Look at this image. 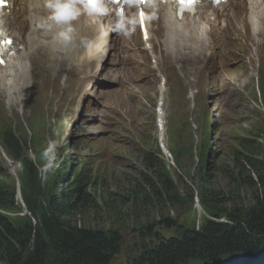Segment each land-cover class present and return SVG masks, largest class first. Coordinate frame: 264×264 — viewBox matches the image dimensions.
I'll list each match as a JSON object with an SVG mask.
<instances>
[{"label": "rangeland", "instance_id": "obj_1", "mask_svg": "<svg viewBox=\"0 0 264 264\" xmlns=\"http://www.w3.org/2000/svg\"><path fill=\"white\" fill-rule=\"evenodd\" d=\"M245 10L232 5L226 16L203 18L211 26L205 35L208 55L203 62L197 58L185 62V79L195 78L194 83L171 73L172 89L164 90L159 128L158 84L167 69V33L153 36L154 62L144 52L137 29H132L128 60L118 55L119 47L111 42L110 50L95 58L101 67L90 70L91 49L80 51L76 42L59 48L47 36L30 40L27 15L20 6L16 26L24 53L30 56L31 82L24 80L25 74L22 82L7 81L0 72V138L12 128L24 141L21 146L29 148L23 151L26 160L14 161L0 145V186L14 189L18 198L3 218L17 226L24 225L26 218L37 223L29 205L44 202L41 188L62 197L83 182L91 205L79 215L77 225L92 232L118 233L123 245L111 264H129L139 256L156 260L152 250L160 239L180 238L182 231L201 229L208 221L228 224L232 212L251 210L256 193L242 184L235 186L227 173H234L227 163V146L236 144L239 137L251 136L257 157L264 149V15L258 25ZM63 52L66 61H61ZM195 61L205 64L196 76L191 73ZM104 82L111 83L105 92L100 91ZM11 83L30 84V92L11 96ZM128 120L131 124L123 126ZM78 138L84 143L74 147ZM52 142L55 160L52 169L44 171L43 154ZM146 153L163 163L155 161L157 167H147ZM216 164L226 165L227 172L213 170ZM31 165L33 174L28 169ZM243 168V175L254 178L250 166ZM198 169L206 176H199ZM158 172L161 179L172 180L176 200L159 188L160 200H144L145 193L151 196L158 184ZM200 194L213 202L203 203ZM261 231L253 237L264 236ZM191 253H182L180 258H188L180 263L198 264L193 259L200 254ZM258 260L246 255L229 264H259Z\"/></svg>", "mask_w": 264, "mask_h": 264}, {"label": "trees", "instance_id": "obj_2", "mask_svg": "<svg viewBox=\"0 0 264 264\" xmlns=\"http://www.w3.org/2000/svg\"><path fill=\"white\" fill-rule=\"evenodd\" d=\"M235 142L236 144L227 146L230 154L227 163L233 167L234 173L227 172L226 165L222 167L223 170L221 164L211 168L226 171L229 181L235 186L240 187L242 184L246 191H254L256 193L253 198L254 207L247 212L241 210L232 212L228 224L208 221L201 229L182 231L180 238L160 239L159 246L152 250L156 260L139 256L134 261H128L129 264H177L180 260L188 258H180V255L189 252L193 253L191 256L200 254L197 258L193 257V262L199 261L198 264H229L235 258L246 257V255L258 258L261 263H264V236L253 237L261 233V230L264 231V161H262L264 149L257 157L252 145L254 141L248 135L239 137ZM23 143L24 141L14 135L12 128H9L0 138L1 147L3 146L14 161L26 160L23 151H27L29 147L21 146ZM223 154L224 157L228 155L226 151ZM143 159L145 164L149 162L150 166L147 165V167H157L153 166L155 161L156 164L163 163L153 153L143 154ZM223 162H221L222 165ZM245 165L250 166L249 170L253 171L254 178L242 174ZM28 169L33 174V166H28ZM202 171L199 176L204 175ZM158 175L159 182L155 185L157 188L152 187L151 196L145 193L144 200L148 198L160 200L162 192L159 189H163L171 199L176 200L172 180L167 177L161 179L160 176L163 175L159 172ZM79 185L81 186L77 185L72 188L73 190L65 192L62 197L54 196L52 190L47 189L48 187L41 188L44 202H38L33 206L28 203L30 214L37 223L26 218L28 220L20 226L3 218V212L13 207L16 200L18 201L15 190L9 188L7 190L0 186V263L111 264L115 256L120 254L123 245L121 236L115 232L111 233L110 230L92 232L84 226L77 225L79 215L87 205H91L90 196L87 193L88 187L83 189V182ZM234 191H228L229 195H235ZM208 199L213 202L212 198H204V195L200 194L199 200L203 203H206ZM236 242H240L241 246L232 245Z\"/></svg>", "mask_w": 264, "mask_h": 264}, {"label": "bare ground", "instance_id": "obj_3", "mask_svg": "<svg viewBox=\"0 0 264 264\" xmlns=\"http://www.w3.org/2000/svg\"><path fill=\"white\" fill-rule=\"evenodd\" d=\"M255 3H260V5H261L264 3V0H260V1L255 2ZM167 5H168V3H167ZM30 13L31 14H28L27 21L29 22L28 23L29 39L33 40V41H35V40L39 41V39H41L42 37L47 36V38L49 37L51 40H54L56 42V46L60 47L65 42H72V40L75 38L74 33L76 31H80L82 29L83 18H81V16H82V14H81L77 18V21H73V23H71L72 27H73V32L71 33V40L63 41L62 39H56L55 38V32L60 31V29L56 28L53 30H47V29L41 27L42 23L47 22L46 18L44 19L42 17L35 16L34 15L35 13L32 11V9H30ZM203 13L204 12L201 11V6H197L195 8V12L192 13L193 17L191 19H188L186 16H184V17H182L181 21H179V20L174 19L173 15H170V17H163L164 22L171 29H175L177 26H182L184 28L183 31L176 32L175 34H173V36L170 37L169 50H171L175 45H178L176 54L173 55L172 62H173V60L175 61V58L177 56V52L180 51L181 49L184 51H188L185 54V55H188V54L194 52L199 45L200 46H201V44L205 45V42L207 40H206V37L201 34L200 29L202 27L200 26V24L198 22V19L203 15ZM8 19L9 18H7V21H8ZM9 30H10V35L14 38V48H13L14 51L12 54H8L7 52H6V54H4V56H3L4 63L0 64V72L3 71L4 77L6 78L7 81H12L15 78L18 80H21L22 76H21L20 71H22L23 75L25 74L24 80H26L28 83H30L31 77L28 78V73L30 74V70H29L30 56L28 54L23 53L22 50L20 49L22 41H21L20 35L18 34L17 29H16L13 22H11ZM90 30L96 37H101V36H99V33H97L95 27H91ZM256 39L259 40L260 37H256ZM193 45H194V47H192ZM63 59H64V55H61V60H63ZM14 67H16L17 70L13 72L12 69ZM21 85H15L14 83H11L10 89L8 90L10 95L15 96L16 94H21L23 92L25 93V91H26V94L28 92H30V89H29L30 84L27 86H24V87L22 86L23 88L21 87ZM161 92L163 94L164 89H162ZM163 104H164V94L162 96V101L160 104V113L158 114V120H157L159 128H162L161 117L164 114ZM131 122H132L131 120H128V121L123 123V126L129 125V124H131Z\"/></svg>", "mask_w": 264, "mask_h": 264}, {"label": "clouds", "instance_id": "obj_4", "mask_svg": "<svg viewBox=\"0 0 264 264\" xmlns=\"http://www.w3.org/2000/svg\"><path fill=\"white\" fill-rule=\"evenodd\" d=\"M41 3L48 11V17L46 18L47 22L42 23L41 27L47 30L59 28L60 31L55 32V38L62 39L63 41L71 40V33L73 32L71 22L76 20L81 14H103L106 11L102 0H41ZM55 148L56 144L52 142L43 154L47 159V163L43 169L44 171L51 170L53 167ZM82 166L85 167L86 163L82 164ZM258 261L259 264H264L263 262L261 263L260 260ZM253 264L255 263L253 262Z\"/></svg>", "mask_w": 264, "mask_h": 264}, {"label": "snow or ice", "instance_id": "obj_5", "mask_svg": "<svg viewBox=\"0 0 264 264\" xmlns=\"http://www.w3.org/2000/svg\"><path fill=\"white\" fill-rule=\"evenodd\" d=\"M114 3H119V0H113ZM141 3H144L145 0H140ZM174 5L183 6L186 11L195 12L196 5L198 4L199 0H172ZM214 2H219V0H214ZM4 6V0H0V8ZM3 13L0 12V57L3 56L5 50L12 46L13 40L8 37L5 31V21L2 18ZM141 27L144 26V16L141 13L140 19ZM145 37L147 38V32L145 30ZM0 63H3V60L0 59Z\"/></svg>", "mask_w": 264, "mask_h": 264}]
</instances>
